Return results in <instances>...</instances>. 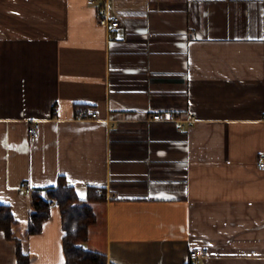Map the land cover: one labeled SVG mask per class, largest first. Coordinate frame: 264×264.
I'll return each mask as SVG.
<instances>
[{"label":"crops","instance_id":"0c3cea01","mask_svg":"<svg viewBox=\"0 0 264 264\" xmlns=\"http://www.w3.org/2000/svg\"><path fill=\"white\" fill-rule=\"evenodd\" d=\"M165 111L193 122L150 120ZM260 156L264 0H0V205L29 264H64V232L53 205L28 236L17 188L60 179L102 189L83 248L112 264H264ZM0 264H16L1 232Z\"/></svg>","mask_w":264,"mask_h":264},{"label":"trees","instance_id":"16d2710c","mask_svg":"<svg viewBox=\"0 0 264 264\" xmlns=\"http://www.w3.org/2000/svg\"><path fill=\"white\" fill-rule=\"evenodd\" d=\"M88 192V196L82 200L72 186L60 179L56 186L33 189L28 194L31 205L27 218L28 236L41 232L43 223L50 217L51 202L58 207L64 232V264H112L105 255L83 248L88 239L89 227L96 221L90 203L102 199L96 191L89 189ZM14 222L10 208L0 205V232L6 239L16 242V264H29L30 257L22 252L20 240L13 235Z\"/></svg>","mask_w":264,"mask_h":264},{"label":"built area","instance_id":"2783aa9c","mask_svg":"<svg viewBox=\"0 0 264 264\" xmlns=\"http://www.w3.org/2000/svg\"><path fill=\"white\" fill-rule=\"evenodd\" d=\"M102 0H91V3L93 4H99ZM97 23L100 27L104 28L105 31L109 34L110 41H114V33L120 26V18L118 16H109L107 15L105 10L100 9L98 12V19ZM54 113H58V109H53ZM97 118V114L94 111L89 110L88 108H78L75 119L78 121H84V120H94ZM150 120L154 122H171L178 125V127L183 126V124L186 122L189 125L193 122V116L191 114H185L184 118L181 119L180 115L175 114L170 111L155 113L150 116ZM40 133V123L38 121H32L29 124L28 127V137L30 142H35ZM257 168L259 170L264 169V156H260L257 159ZM31 189L29 186L22 182L18 188L17 192L20 195H28L30 193ZM98 194H103L102 189H97ZM115 198L114 196L112 197ZM54 203L51 202V206H53ZM208 257V252L206 250L202 251H194L189 254L190 260H197V259H204Z\"/></svg>","mask_w":264,"mask_h":264}]
</instances>
